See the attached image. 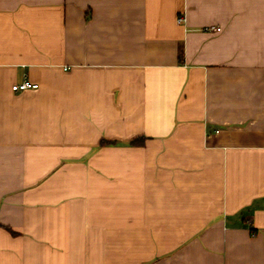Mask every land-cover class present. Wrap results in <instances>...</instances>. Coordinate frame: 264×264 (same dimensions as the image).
Here are the masks:
<instances>
[{"label": "crops", "instance_id": "crops-1", "mask_svg": "<svg viewBox=\"0 0 264 264\" xmlns=\"http://www.w3.org/2000/svg\"><path fill=\"white\" fill-rule=\"evenodd\" d=\"M0 264H264V0H0Z\"/></svg>", "mask_w": 264, "mask_h": 264}, {"label": "built area", "instance_id": "built-area-1", "mask_svg": "<svg viewBox=\"0 0 264 264\" xmlns=\"http://www.w3.org/2000/svg\"><path fill=\"white\" fill-rule=\"evenodd\" d=\"M179 23L183 22V19H179L178 20ZM210 31L212 32H220L221 29L220 28H214L212 27L210 29ZM39 89V85L36 83H33L29 80H24L21 83L15 84L12 86V91L15 93H20V92H25V91H30V90H37Z\"/></svg>", "mask_w": 264, "mask_h": 264}, {"label": "trees", "instance_id": "trees-1", "mask_svg": "<svg viewBox=\"0 0 264 264\" xmlns=\"http://www.w3.org/2000/svg\"><path fill=\"white\" fill-rule=\"evenodd\" d=\"M104 144V143H103ZM145 144V139L144 138H141V139H137L135 141H133L131 143L132 146H136V147H141ZM13 235H15V233L13 232Z\"/></svg>", "mask_w": 264, "mask_h": 264}]
</instances>
